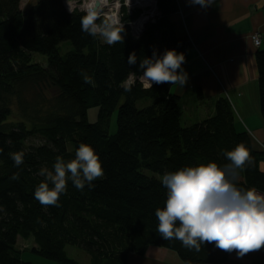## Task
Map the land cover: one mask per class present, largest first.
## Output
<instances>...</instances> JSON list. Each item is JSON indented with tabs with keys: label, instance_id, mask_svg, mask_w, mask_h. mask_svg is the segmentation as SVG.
Returning a JSON list of instances; mask_svg holds the SVG:
<instances>
[{
	"label": "trees",
	"instance_id": "trees-1",
	"mask_svg": "<svg viewBox=\"0 0 264 264\" xmlns=\"http://www.w3.org/2000/svg\"><path fill=\"white\" fill-rule=\"evenodd\" d=\"M22 1L0 0V264H30L22 261L19 238H34L39 254L59 264H70L65 249L72 244L91 264H130L131 254L143 257L149 247L170 250L183 264H226L231 252L215 242L197 251L161 237L155 211L167 199L162 177L213 162L223 168L231 163L226 152L244 144L250 162L230 179L242 191L264 195V152L236 129L225 98L213 117L184 127L173 85L123 87L130 72H143L144 58L189 47L188 37L178 36L171 22L176 0H158L161 18L141 38L121 29L122 41L111 46L85 33V14H68L61 0H37L25 9ZM63 43L72 47L67 54L60 52ZM133 52L137 61L129 65ZM29 54L46 57L47 68L32 64ZM256 61L264 119V44ZM94 108L98 120L90 123ZM116 112L117 132L110 134L108 122ZM81 143L99 155L103 176L83 190L69 181L58 206H42L34 199L44 179L39 170H52L57 157L75 159ZM16 152L24 153L19 167L10 158Z\"/></svg>",
	"mask_w": 264,
	"mask_h": 264
},
{
	"label": "clouds",
	"instance_id": "clouds-1",
	"mask_svg": "<svg viewBox=\"0 0 264 264\" xmlns=\"http://www.w3.org/2000/svg\"><path fill=\"white\" fill-rule=\"evenodd\" d=\"M193 3L208 7L212 0H193ZM68 7L72 12L69 3ZM96 20L94 7L86 6V15L81 18L85 33L99 35L109 46L122 41L121 29L111 23L98 25ZM136 61V54L130 53L127 63L135 65ZM184 63L185 56L174 49L160 55L154 52L140 64L143 75L139 80L146 88L164 83L184 87L188 80L182 69ZM135 80V74L130 72L124 90L131 91ZM225 155L231 163L223 168L213 162L163 175L161 182L167 189V199L163 209H156L155 216L157 230L164 240L177 239L197 251L201 244L215 242L220 250H235L238 258L264 246V196L255 190L242 191L230 179L235 177L237 169L250 162L249 150L239 144ZM10 158L16 167L24 163L23 152L12 153ZM103 174L99 155L91 146L81 143L75 159L65 162L57 157L52 170L47 167L39 170L38 175L44 179L35 189L34 199L42 206H58L69 181L77 190H83Z\"/></svg>",
	"mask_w": 264,
	"mask_h": 264
},
{
	"label": "crops",
	"instance_id": "crops-1",
	"mask_svg": "<svg viewBox=\"0 0 264 264\" xmlns=\"http://www.w3.org/2000/svg\"><path fill=\"white\" fill-rule=\"evenodd\" d=\"M29 0H23L25 9ZM178 11L171 22L178 36L189 39L182 54V69L188 80L184 87L174 84L171 93L179 98L181 124L201 123L215 115L216 103L228 99L239 132L250 135L256 151L264 152V119L260 108L259 70L252 36L264 39V0H212L208 7L193 0H176ZM180 71V70H179ZM148 102L147 105H149ZM264 173V161L260 163ZM264 250L250 251L238 258L233 250L226 264H259ZM148 258L158 264H183L172 251L148 248L146 258L130 256V264Z\"/></svg>",
	"mask_w": 264,
	"mask_h": 264
},
{
	"label": "built area",
	"instance_id": "built-area-1",
	"mask_svg": "<svg viewBox=\"0 0 264 264\" xmlns=\"http://www.w3.org/2000/svg\"><path fill=\"white\" fill-rule=\"evenodd\" d=\"M68 14L76 12L86 15V6H93L97 12L96 23H111L119 29H127L132 38L142 37L147 27L155 25L161 18L158 0H61ZM69 6L72 12L69 11ZM99 36V35H97ZM252 42L256 49L264 44V39L258 35L252 36ZM135 75L136 80L132 86L143 85L139 80L142 76ZM145 89H149L144 87Z\"/></svg>",
	"mask_w": 264,
	"mask_h": 264
},
{
	"label": "rangeland",
	"instance_id": "rangeland-1",
	"mask_svg": "<svg viewBox=\"0 0 264 264\" xmlns=\"http://www.w3.org/2000/svg\"><path fill=\"white\" fill-rule=\"evenodd\" d=\"M36 1L37 0H29V4H27L28 7H30ZM98 37H99V41L101 43H106L100 36H98ZM59 48H60L61 54H67L68 52H70L72 50V47L70 46L69 43H63L62 45H60ZM28 56H29L32 64L38 65V66L43 67V68H47L46 57L41 56L39 54H29ZM154 85L155 84H153L152 88L154 87ZM141 87L143 90H151L152 89V88L145 89L142 85H141ZM227 101H228V99H227ZM98 114H99L98 108L91 109L88 112L89 122L90 123L97 122ZM108 125H110V129H109L110 134H115L117 132V112L114 113L111 121L108 122ZM262 147H264V146L262 145ZM261 196H264V195H261ZM156 248H158V247H156ZM17 249L21 254L22 261H24V262H28L30 264H59V263L49 261L48 259L42 257L39 254V252L41 251L40 245L34 238H30L28 240H23V239L19 238L17 241ZM160 249H163V248H160ZM65 252H66V256H67L70 264H91L90 256L83 249L77 247L74 244L68 245L65 249ZM130 256L132 257V256H136V255L131 254ZM143 257L146 258V254ZM257 259H258L257 262L259 264H264V254L258 256ZM143 262H144L143 264H158L160 261L158 259L148 258V260L144 259Z\"/></svg>",
	"mask_w": 264,
	"mask_h": 264
}]
</instances>
